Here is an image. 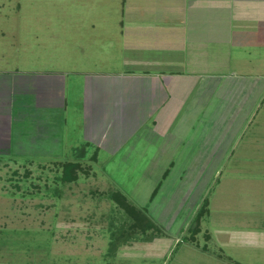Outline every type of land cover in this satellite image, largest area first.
<instances>
[{
	"label": "crops",
	"instance_id": "obj_1",
	"mask_svg": "<svg viewBox=\"0 0 264 264\" xmlns=\"http://www.w3.org/2000/svg\"><path fill=\"white\" fill-rule=\"evenodd\" d=\"M79 8L102 16L83 19L91 39L78 44L76 60L0 71V152L26 144L35 152L59 136L68 148L116 159L148 152L156 160L145 167L162 170L159 200L195 206L228 177L253 180L261 200L264 0H86ZM232 232L230 243L245 242ZM186 244L209 264H241L233 252Z\"/></svg>",
	"mask_w": 264,
	"mask_h": 264
},
{
	"label": "rangeland",
	"instance_id": "obj_2",
	"mask_svg": "<svg viewBox=\"0 0 264 264\" xmlns=\"http://www.w3.org/2000/svg\"><path fill=\"white\" fill-rule=\"evenodd\" d=\"M83 1L0 0V71L58 70L76 60L78 44L91 39L83 19L102 16L79 8ZM24 131L29 133L27 127ZM55 139L37 144L35 152L27 144L0 152V264H209V257L189 242L206 243L222 255L238 254L241 264H264V192L258 200L253 180L228 177L215 191L209 187L203 196L208 211L192 242L187 227L203 200L196 197L195 206L190 201L178 205L176 196L159 200L156 177L162 170L145 167L154 154L124 152L117 159L108 153L79 154L80 146L68 148V139ZM66 163H78L74 181L60 179ZM241 182L244 192L237 190ZM113 190L145 208L163 233L151 241L131 240L110 254L112 231L126 217L108 195ZM234 230L243 233L244 243L228 241L231 234L237 237ZM221 236L228 242L223 249ZM176 238L181 239L177 246Z\"/></svg>",
	"mask_w": 264,
	"mask_h": 264
},
{
	"label": "trees",
	"instance_id": "obj_3",
	"mask_svg": "<svg viewBox=\"0 0 264 264\" xmlns=\"http://www.w3.org/2000/svg\"><path fill=\"white\" fill-rule=\"evenodd\" d=\"M79 154H83L81 151ZM78 163H66L60 179L64 182L74 181L77 178ZM125 213V221L117 230L112 231L113 236L109 242V253L113 254L122 244H127L131 240L151 241L161 233V227L158 223L147 215L145 208L135 206L119 190L110 191L108 194ZM208 200L204 199L197 212L188 225L189 240H195V235L200 230V220L208 211Z\"/></svg>",
	"mask_w": 264,
	"mask_h": 264
}]
</instances>
